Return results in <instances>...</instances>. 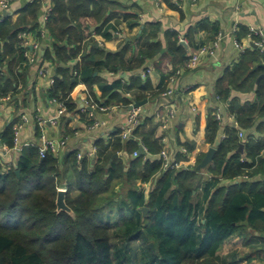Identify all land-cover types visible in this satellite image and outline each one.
<instances>
[{
    "label": "trees",
    "instance_id": "1",
    "mask_svg": "<svg viewBox=\"0 0 264 264\" xmlns=\"http://www.w3.org/2000/svg\"><path fill=\"white\" fill-rule=\"evenodd\" d=\"M42 5V0H34L21 10L16 23L9 18L0 22V97L11 95L13 100L17 95L20 71L27 62L19 35L32 32L41 36L37 20ZM51 5L47 26L53 45L44 52V59L59 66L47 94L51 100L64 102L68 113L78 110L71 94L81 83L106 108L128 110L132 103L157 102L169 78L190 59V51L174 32L165 34L166 51L158 42L145 44L140 55H135L128 42L116 53L93 44L86 53L84 46L94 35L111 40L118 33L117 25L110 23L107 15L112 5L105 0H51ZM208 25L198 30L209 29ZM219 34L215 28L210 39L215 40ZM242 35L247 38L248 30L241 29L238 41ZM191 45L192 52L200 49L198 43ZM159 56L171 63L172 70L162 71L167 63L158 66L160 83L154 86L150 79L143 80L139 71H147V62ZM78 58L81 61L74 68L77 77L60 67ZM262 64L264 53L257 49L246 52L216 87L217 98L228 104L243 129L253 128L257 117L264 118ZM103 71L112 75L124 72L130 78L128 82L118 79L108 83L99 80L98 74ZM95 84L103 101L94 93ZM234 91L255 92L257 100L237 103L232 100ZM141 120L128 141L122 140L120 131L108 140L99 139L94 158L78 160L79 153H69L64 165L53 154L41 158L33 146L25 148L11 167L0 163V264H237L244 258L238 253L224 256L222 251L235 236L250 234L245 223L261 233L260 237L264 232L258 226V222L264 223V138L249 140L240 153L238 131L228 129L226 139H220L221 125L210 114L206 143L216 147L217 153L208 170L229 179L247 178L231 187L221 186L213 178L200 193L196 171L163 172L161 161L152 162L144 155L129 167L115 158L125 152L132 156L139 152L140 144L150 156L161 153L164 145L158 137L159 124L153 116ZM13 140L12 126L3 141L13 147ZM261 158L258 168L250 173ZM254 174L263 175L260 182H248L255 179ZM154 179L156 183L146 199V184ZM63 186L71 213L57 208L58 191ZM145 208L148 211L143 217ZM138 250L143 251V257Z\"/></svg>",
    "mask_w": 264,
    "mask_h": 264
},
{
    "label": "crops",
    "instance_id": "2",
    "mask_svg": "<svg viewBox=\"0 0 264 264\" xmlns=\"http://www.w3.org/2000/svg\"><path fill=\"white\" fill-rule=\"evenodd\" d=\"M33 1L12 0L10 9L7 12L0 9V18H9L13 23H16L21 15V10ZM42 1L43 3L47 2L51 4V0ZM105 1L112 5L107 15L110 23L117 25L118 33L111 40H106L101 35H94L91 39L92 41L87 42L84 46V52L86 53L91 51L92 44L101 50L116 53L128 42H130L135 55H140V49L146 46L145 44L158 42L162 43L166 51L167 41L165 34L167 32H174L178 34V38L186 40V47L182 43L181 45L190 51L191 57L192 54L200 52L203 48L201 45L205 44V47L211 46L218 36H216L215 40L210 39L213 30L215 28L219 29V33L223 35V39L215 55H204L199 66L196 69L185 71L175 86L173 101L177 107V113L171 123L170 129L166 132V136L168 137L167 150L178 162H181V171H196L199 182L198 192L200 193L203 192L205 183L212 181L213 178H216L221 186L231 187L239 185L242 179H229L220 174H213L208 170L210 165L202 169H199V166L207 156L209 150L213 148V146L211 147L206 143V131L209 115H213L218 109H221L224 113V121L219 131L220 139L223 134H226L228 129L232 128L236 129L238 133L244 134L243 138L239 137L243 145L249 140L257 141L264 138V118L260 119V117H257L258 121L253 128L243 129L240 127L236 117L231 114L228 104L219 99L217 100V96L214 99L218 82L228 71L233 70L239 64L241 57L244 55L235 46V41L239 39L238 36L241 33V29L245 28L248 30V27L251 25L264 29V0H236L231 6L226 5L223 0H198L197 2L193 0ZM42 16L43 12L41 8L37 20L39 32L42 31V24L44 25ZM47 24L44 25L45 36L37 37V42L44 52L52 49L53 45V38L49 33ZM205 24H209V29L198 30L199 26H205ZM236 24L240 26V31L234 33L233 30ZM141 36H144L142 41L139 40ZM147 38L149 39L147 40ZM239 41L242 44H251L244 35L241 36ZM194 43L200 45V49L197 52L191 51L193 50V45L191 44ZM254 50L256 49L249 48L246 52H253ZM79 61L81 60L78 58L67 64H60V67L74 72V68ZM44 62L49 68V79H43L40 76L39 70L43 62L32 64L27 61L20 71L22 78L20 79L17 95L7 108H3L0 111V151H3L6 144L3 141L6 130L14 126L20 113L24 112L31 118L29 126L21 136L24 142L39 140L41 136V131H39L40 128L38 127L39 120L49 121L57 115L58 106L48 97L47 92L55 82L57 76L56 67L59 64L57 65L56 62L45 59ZM164 63L167 64L164 66L166 67L165 71H162L164 73L166 71L170 72L172 65L162 56H159L154 61L147 62V69L151 70V74L146 79H150L154 86H158L160 83V75L156 71L157 67L161 68ZM144 72L146 71H139V74L143 80H146L142 76ZM98 77L99 80L108 83H113L118 79H125L128 82L130 78L124 72L120 75H112L106 71L98 74ZM77 88L72 93V98L78 104L77 112L75 114H66L56 125L47 124L45 135L48 139L57 141L68 137L67 148L64 150L65 155L67 153H81L88 156L92 153L99 139H110L112 133L119 132L125 126L128 120V110L117 107L108 112H99L97 118L105 121L107 126L94 131L90 130L88 127V117L81 112L86 100L84 88H80L79 91H77ZM93 90L96 97L100 101H103L100 98L102 92L98 84L94 85ZM232 97V100L240 104H252L257 100L255 92L234 91ZM160 102V100L157 102L148 101L145 109L152 112L154 107H157ZM194 109L198 112L194 113ZM165 112V109H161L163 115ZM155 123H157L156 119ZM183 148L187 150V153L183 152ZM60 155V159L63 161L65 155H63V152ZM144 156L145 159L152 162L157 161L156 156ZM118 157L124 161L127 167L136 159L134 154L129 156L126 152L119 154ZM18 158L19 156L17 155H9L10 162L14 164L17 163ZM262 158H264V153L262 154ZM262 158L257 161L256 166L253 167L250 173L255 172ZM63 163L65 165L64 161ZM92 166H94V161ZM261 178H263V175L259 174L255 175V179L247 180L250 183H254L260 182ZM156 180L154 179V184ZM62 188L66 190V186L61 187L60 190ZM146 199H149V192H146ZM243 225H245L246 230L250 234L245 236L246 238L242 236L235 237L230 243L237 242V239L240 237L244 243L243 247L239 246L238 249L247 250L249 249L248 247H253V252H251L252 254L244 255V258L239 260L237 264H264V232H262L260 237L261 233L255 231L249 224L245 223ZM263 225L264 223L258 222L260 228H264Z\"/></svg>",
    "mask_w": 264,
    "mask_h": 264
},
{
    "label": "built area",
    "instance_id": "3",
    "mask_svg": "<svg viewBox=\"0 0 264 264\" xmlns=\"http://www.w3.org/2000/svg\"><path fill=\"white\" fill-rule=\"evenodd\" d=\"M12 0H0V9L5 10L6 12L10 9ZM194 2H197L198 0H193ZM42 22L47 24L49 21L50 14L52 12V6L49 3H43L42 5ZM4 19L0 18V22H2ZM44 25L42 24V31L39 32L41 36H45V29ZM240 31V26L236 24L234 26V33H237ZM38 36L35 35L32 32H23L19 35L22 47L24 48V55L27 61L34 64H39L41 62L42 65L40 66V76L43 79H49V68L44 62V50H42L40 44L37 42ZM223 39V35L219 34L217 36V39L215 42L209 46V47H203L200 52L193 54L190 59L188 60V63L186 66L181 67L175 71V73L169 78L167 82V89L163 94L160 96V104L157 105V107H154L152 112H149L145 107H139L136 109L130 110V108L134 107L135 103H132L130 105V108L128 109V120L120 130V136L123 141H128L132 138L134 132L136 131L137 127L141 125L142 118L144 117H150L153 116L157 123L159 124V138L161 140V143L164 145L163 150L159 155L156 156V159L158 161L162 162V171H174V172H180L182 170V164L181 162H178L172 155L169 154L167 150V144H168V137L166 136V132L170 129L172 121L176 117L177 113V107L173 101L175 97V86L178 83L179 78L184 74L185 71L188 69H196L201 59L204 55H215L216 50L220 46V42ZM247 40L251 44H242L238 40L235 41L236 48L244 54L249 48H253L259 50L260 52L264 53V29L259 26H249L248 27V35ZM180 42L186 44V40L184 38H180ZM201 53H204V55H201ZM196 65V67H192V65ZM151 74V70H148L142 74L143 78L146 79L148 75ZM74 77L78 76L77 72H73ZM83 85L84 92L86 96V100L84 103V106L81 109V112L84 114H87L88 120L92 121V124H90L88 127L90 130H96L100 128H105L107 126V123L103 120H100L97 118V114L99 112H108L111 111L117 107L114 108H106L103 106H100V104L92 97L90 90L88 87L84 84H79L78 86ZM77 86V87H78ZM72 96V94H71ZM218 100V98H217ZM53 103H55L58 106V112L57 115L47 120H39L38 127L41 131V136L39 140L36 141H22L21 136L23 132H25L26 128L29 126L31 122V118L29 115L25 114L24 112L20 113L17 122L13 126V134H14V140H13V147H8L6 144L4 145L3 151H0V163L6 167H11L14 163L10 162L9 155H17L20 156L23 152V150L27 147H37L39 150V155L41 158H45L48 154H53L58 158H61V152L64 154V150L67 148V142L68 137L61 139V140H52L48 139L45 135V129L47 124H58L59 121L68 114V108L64 102H60L57 100H52ZM12 102V96H4L0 97V111L3 108H7ZM161 109H165V114L163 115L161 113ZM194 113H197L198 111L196 109L193 110ZM216 121L219 122L220 125L223 124L224 121V113L221 109H218L216 113L213 114ZM233 129V128H232ZM127 133V135H125ZM239 137L243 138L244 134L239 133ZM221 139H226V134H223L221 136ZM108 140V139H106ZM140 148L143 149L144 155H148L147 149L144 145L140 144ZM68 152V151H67ZM97 152L96 146H94V149L91 154H89V157L93 156L95 157V154ZM183 152L187 153V150L183 148ZM68 155V153L66 154ZM65 155V156H66ZM139 152L134 153V157H139ZM64 156V157H65ZM85 155L79 153L78 154V160H82ZM63 157V156H62ZM244 160V159H243ZM245 161V160H244ZM247 176L239 177L237 180L245 179ZM154 184V182H152ZM146 192L149 191V184L146 186ZM236 240V239H234Z\"/></svg>",
    "mask_w": 264,
    "mask_h": 264
},
{
    "label": "water",
    "instance_id": "4",
    "mask_svg": "<svg viewBox=\"0 0 264 264\" xmlns=\"http://www.w3.org/2000/svg\"><path fill=\"white\" fill-rule=\"evenodd\" d=\"M182 44L186 47V45L184 43H182ZM261 67L264 69V64H262ZM261 78L264 79V73L261 75ZM215 98H216V95H214V99ZM147 104H148V100H144V101H141V102H136L134 104V107L133 108H130V110L136 109V108H139V107H145V106H147ZM219 143L220 142H218L216 144V146H218ZM243 149H244V145L242 144L240 146L239 151L242 153L243 152ZM216 153H217L216 147L211 148L209 150L207 156L205 157V159L203 160V162L199 166V169L208 167L212 163V161H213ZM139 154L140 155L145 154L143 152V149L142 148H140ZM117 157H118V155L115 156V158H117ZM93 158H94V156H93ZM17 175L18 176L20 175V172L19 171H17ZM65 198H66V190H59L58 191V196H57V208H58V211H65V212L71 213V209L67 206L66 201H65ZM147 211H148L147 208L143 209V216L144 217L146 216ZM151 247H152V245H151Z\"/></svg>",
    "mask_w": 264,
    "mask_h": 264
},
{
    "label": "rangeland",
    "instance_id": "5",
    "mask_svg": "<svg viewBox=\"0 0 264 264\" xmlns=\"http://www.w3.org/2000/svg\"><path fill=\"white\" fill-rule=\"evenodd\" d=\"M148 184H150L149 185V191L151 192V190H153L152 188H153V184L150 182V183H148ZM65 188H62V190H64ZM150 192H149V194H150ZM144 217V216H143ZM236 237V236H235ZM238 237V236H237ZM242 237H245V236H242ZM246 238V237H245ZM243 243H244V241H243V239L241 238L240 239V237H239V239H237V242H235V243H227L226 245H225V247H224V249H223V251H222V254L224 255V256H226V255H231L232 253H238V254H240V256H244V255H246V254H252L251 252H253V247H248L249 249H238V247L239 246H242L243 245ZM152 246H153V244H151ZM243 247V246H242ZM138 254H139V256L140 257H143V251H141V250H138ZM261 256V255H260Z\"/></svg>",
    "mask_w": 264,
    "mask_h": 264
},
{
    "label": "clouds",
    "instance_id": "6",
    "mask_svg": "<svg viewBox=\"0 0 264 264\" xmlns=\"http://www.w3.org/2000/svg\"><path fill=\"white\" fill-rule=\"evenodd\" d=\"M223 2L226 5L231 6L232 4H234L236 2V0H223ZM194 10H195V6H194ZM201 55H204V53H201ZM192 67H196V65L194 64V65H192ZM83 87H84L83 85L78 86L77 91H79L80 88H83ZM125 135H127V133Z\"/></svg>",
    "mask_w": 264,
    "mask_h": 264
}]
</instances>
